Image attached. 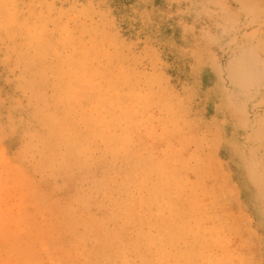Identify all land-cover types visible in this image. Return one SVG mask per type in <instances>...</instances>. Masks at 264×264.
<instances>
[{"label":"rangeland","instance_id":"374dc122","mask_svg":"<svg viewBox=\"0 0 264 264\" xmlns=\"http://www.w3.org/2000/svg\"><path fill=\"white\" fill-rule=\"evenodd\" d=\"M0 264H264V0H0Z\"/></svg>","mask_w":264,"mask_h":264}]
</instances>
